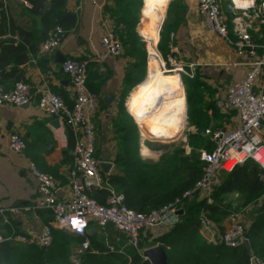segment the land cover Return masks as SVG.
I'll return each instance as SVG.
<instances>
[{
	"label": "crops",
	"instance_id": "0c3cea01",
	"mask_svg": "<svg viewBox=\"0 0 264 264\" xmlns=\"http://www.w3.org/2000/svg\"><path fill=\"white\" fill-rule=\"evenodd\" d=\"M141 1L140 7L131 10L132 16L134 14L137 16L136 13L140 17L143 13L145 16L141 18L140 23L137 22L136 33L140 36L141 28L146 26L153 37L156 35L159 40V33L163 27L168 46L167 56L170 53L174 62L178 61L180 65L173 68L185 67L195 73L197 89L194 93L199 104L211 117L207 128L230 129L237 126L236 113L217 110L213 98L218 90L224 89L230 82L242 77L243 68L228 67L239 59L224 40L205 29L203 19L197 10L198 0H164L159 10L152 13L153 15L146 6V0ZM220 1L231 30L232 14L227 8L229 0ZM2 2L4 18L13 29L3 38H11L16 46L23 42L18 34V28H21L24 34L33 31L38 32V35L41 34V17L30 13L31 5L27 1L2 0ZM99 2L100 7H96L89 2L78 4L76 0H64V5L57 10L56 18L70 14L75 16V21L65 29V36L55 53L42 54L39 49L41 43L34 52L27 48L26 62L20 64L16 76L7 79L3 85L4 88L9 89L16 81L26 82L31 86L32 95L28 105L21 107L0 105V206L18 210L17 214L9 215L11 226L4 224L0 219V235L4 237L9 236L12 231L15 234L39 236L44 226L52 220L49 211L32 208L37 182L29 171L30 162L35 163L42 172L53 174L62 181L60 196L68 192L66 175L73 163V149L78 134L61 119L49 116L37 107V101L46 90L61 95L69 107L72 105L71 86L61 69L65 59L75 58L88 63L89 89L99 99L93 119L96 126L95 151L101 164H110L108 172L104 173L101 170L102 173L110 179V176L116 172V161L120 160L125 144H129L136 152L132 155L138 156L144 163L148 161L156 163L160 159V152H154L155 156H144L142 151L145 139L141 134V116L132 104L135 92L146 82L149 75L148 57L145 70H142L136 59L126 54L123 45L124 52L121 57H108L101 62L96 61L102 51L101 36L107 29L115 31L117 29L114 12L118 10L114 0H99ZM45 4L49 6L45 8ZM45 4L42 13L51 7L49 0ZM162 63L164 66L163 60ZM173 68L168 69L164 66L162 74H168ZM182 72L181 70L176 72L175 77L182 86L181 105L184 103V109L183 106L181 108L183 121L185 119L183 123L187 124L189 123V119L186 121L188 94L191 89L186 90L187 86L181 82L178 74ZM213 110L217 111L218 117L212 116ZM12 133L21 135L26 142V150L21 154L12 152L8 147L9 136ZM100 153L101 158L98 157ZM177 166L179 167L180 164ZM183 175H185L184 171L179 177ZM192 198L201 200L199 195H194ZM236 198L237 195H232L229 200ZM263 201L264 195L242 209L245 210L244 217L242 216L245 220L242 219L247 231L252 217L262 206ZM208 224L207 228L200 226L199 235L209 243L219 242L221 234L229 227V216L222 222V230L212 222ZM170 229L156 228L143 233L140 237L143 249L140 252L143 254L144 250L159 245L156 242L157 238ZM10 244L14 250L18 244L28 245L17 242ZM123 245L124 243L114 246H117L118 252L123 253L125 247Z\"/></svg>",
	"mask_w": 264,
	"mask_h": 264
},
{
	"label": "built area",
	"instance_id": "2783aa9c",
	"mask_svg": "<svg viewBox=\"0 0 264 264\" xmlns=\"http://www.w3.org/2000/svg\"><path fill=\"white\" fill-rule=\"evenodd\" d=\"M78 4L86 2L100 7L99 0H76ZM110 1V0H103ZM228 10L232 14L231 30L223 12L220 0H198L197 10L205 29L224 40L235 52L239 61L229 65L243 68V76L235 79L214 94L217 110L228 113L234 111L238 123L233 128H206L213 149L201 150L199 160L203 163L202 174L195 185L184 191L166 205L148 212H136L124 203V195L115 191L109 184V178L100 168L96 158V126L94 116L98 109V96L87 84L88 63L75 58L65 59L62 72L68 78L73 94V103L69 107L64 98L52 91H44L37 107L45 114L61 119L78 138L73 149V163L67 171L68 192L60 196L62 181L53 174L42 172L35 163H29V171L37 182L33 209L47 210L52 220L44 226L39 236L15 234L0 235L3 242L50 247L53 243V231L60 230L75 237L84 238L73 245L68 259L78 262L89 249L90 230H103L111 227L115 232L111 249L114 245L129 246L139 250L140 237L143 233L156 228H172L179 222V209L184 210L185 203L194 195H199L207 204L212 203L214 189L220 186L225 176L238 165L247 161L255 162L264 169V0H229ZM65 36L60 26L51 28L40 44L42 54H54ZM101 53L96 58L101 62L108 57H121L123 44L114 29H107L100 38ZM32 100L31 86L23 81H16L9 89L0 86V105L21 107ZM9 149L21 154L26 150V142L17 133H12L8 140ZM105 190V203H99L94 192ZM16 208L0 206V219L10 225L9 215L17 214ZM241 213L229 215V227L221 234L220 241L227 248L244 246L247 229ZM95 224V225H94ZM200 226L207 228L208 221L200 217ZM121 253V252H119ZM264 264L255 257L250 263Z\"/></svg>",
	"mask_w": 264,
	"mask_h": 264
},
{
	"label": "trees",
	"instance_id": "16d2710c",
	"mask_svg": "<svg viewBox=\"0 0 264 264\" xmlns=\"http://www.w3.org/2000/svg\"><path fill=\"white\" fill-rule=\"evenodd\" d=\"M25 1L31 5L30 13L41 17V34L38 35L36 31L24 34L23 30L18 28V34L23 42L15 46L11 38H3L13 29L4 18L3 2L0 0V85L2 86L7 79L16 76L18 66L26 62L27 48L34 52L51 28L60 26L65 30L75 21V16L70 14L56 18L57 10L64 5V0H49L51 7L45 13H42V9L47 0ZM114 3L118 7L114 12L117 24L115 33L123 42L126 54L134 57L144 70L146 54L135 31L138 17L131 14V10L140 7L142 1L114 0ZM139 28L140 24L138 32ZM158 50L163 55L167 53L168 46L163 37ZM160 53L158 52L159 55ZM212 116L218 117L217 111L213 110ZM188 119L189 123L200 132L210 125L211 120L206 110L199 104L196 93L191 90L188 94ZM198 139L203 141L201 147L204 150L210 152L213 149L209 136H201ZM132 153H136L135 150L129 144H125L120 160L116 161V172L110 176L109 184L115 191L124 195L125 205L136 212H148L166 205L192 188L202 174L203 163L199 158L189 156L177 158L173 155V160H176L173 166L177 171H184L185 175L175 180L167 179L161 185H151L156 175L165 173L164 168L157 170L156 165L146 164ZM232 195H237V198L229 200ZM263 195L264 169L253 161H247L235 167L225 176L223 183L214 189L211 204H207L204 200L197 201L195 198L188 200L184 206V215L180 216L179 222L156 240L165 250L168 264H250L252 257L264 261V201L252 217L247 231L249 249L245 246L227 248L221 241L209 243L199 235L201 214L208 222H212L222 230V222L225 218L254 203ZM106 196L105 190H98L93 194L101 204L105 203ZM97 231L87 236L89 249L77 264H150L135 248L126 246L123 253H119L117 246H114L115 251H113L111 246L115 232L111 227ZM83 239L64 231L54 230L53 243L50 247L42 250L37 245H26L25 253L17 259H13L12 254L17 248L14 250L10 242H3L0 244V264H75L68 261V253L73 245L79 244ZM141 249L143 246L140 244L139 250Z\"/></svg>",
	"mask_w": 264,
	"mask_h": 264
},
{
	"label": "bare ground",
	"instance_id": "6f19581e",
	"mask_svg": "<svg viewBox=\"0 0 264 264\" xmlns=\"http://www.w3.org/2000/svg\"><path fill=\"white\" fill-rule=\"evenodd\" d=\"M163 2L164 0H146V6L150 8L151 15L162 6ZM140 31V36L147 45L149 75L146 82L135 92L132 104L141 116V134L144 139L171 142L178 138L184 126L181 89L175 77L176 72L183 70L176 67L163 75L164 66L155 49L153 34L146 26H143ZM142 152L144 156H155V153L145 146Z\"/></svg>",
	"mask_w": 264,
	"mask_h": 264
},
{
	"label": "rangeland",
	"instance_id": "374dc122",
	"mask_svg": "<svg viewBox=\"0 0 264 264\" xmlns=\"http://www.w3.org/2000/svg\"><path fill=\"white\" fill-rule=\"evenodd\" d=\"M136 11V10H135ZM138 12V11H136ZM137 16L139 17L138 22L140 23L141 18L145 17L144 13L143 15H141V17L138 15V13H136ZM137 27V26H136ZM135 27V29H136ZM160 38L159 40H157V36L155 35V48L160 44L161 38L163 37V39H166V35L163 31V27L160 30ZM137 36L139 37V42L143 45V48L145 50V54H146V60H147V52H146V43L144 41V39L139 36V34L137 33ZM158 41V43H157ZM164 43V41L162 42V44ZM159 51V50H158ZM160 52V51H159ZM168 52V50H167ZM161 54V53H160ZM163 57V61L164 66L168 69L173 68L174 66H178L179 62H174V58L171 57V54L169 53V55H163L161 54ZM145 60V62H146ZM172 60V61H171ZM176 63V64H175ZM146 66V63H145ZM180 67V65H179ZM181 69H183L182 73H179L178 76L181 80V82L187 86L186 90L191 89V92H195V90L197 89L196 84H197V80H196V76L195 73H193V71H191L190 69H187L185 67H182ZM145 70V68H144ZM234 81V80H233ZM180 85V89H182L181 84ZM184 105V103H183ZM184 109V106H183ZM185 121V119H184ZM183 121V122H184ZM186 121H188V116L186 114ZM183 128L180 131V134L178 135V138L176 140H172L171 142H160V140L158 139H145L144 140V145L146 148H148L149 150L153 151V152H160L161 156L158 162L153 163L152 161H148L146 162V164L149 165H156L155 168L157 170H161L162 168H164L163 170H165V173H162L161 175H156L155 178L151 181V185L154 184H163L166 182V180H172V179H178L180 175L183 174V171H177L176 168L173 166V163H175L176 160H173L175 155L177 158L182 157V156H189V157H196L199 158V153L201 150H203V148L201 147L203 141L201 142V140H199V137H205L206 135L204 134V131L200 132L197 130V128L191 124V123H184L183 124ZM197 136H199L198 138H196ZM97 146V143H96ZM96 158L97 155L95 154ZM171 156L168 160L167 158ZM99 158H101V153L100 156L98 155ZM164 172V171H163ZM244 212L245 210H240L239 213H241V215L244 217ZM245 220V218H243ZM95 225V224H94ZM17 251L16 252H12L13 254V259H17L21 254L25 253V250L27 249L26 245H20L18 244L17 247ZM69 262L71 263H75L77 264L78 262H73L71 260L68 259Z\"/></svg>",
	"mask_w": 264,
	"mask_h": 264
},
{
	"label": "water",
	"instance_id": "95a60500",
	"mask_svg": "<svg viewBox=\"0 0 264 264\" xmlns=\"http://www.w3.org/2000/svg\"><path fill=\"white\" fill-rule=\"evenodd\" d=\"M49 5L45 4V8H47ZM100 168L104 173H107L108 170L110 169V164H100ZM177 214L179 216H183L184 215V210L183 209H179L177 211ZM94 232V229L90 230V233L92 234ZM244 246L249 249V242L248 240L245 242ZM42 250H44V248H42ZM143 257L144 259L148 260L150 262V264H168L167 262V255L165 250L163 249L162 246H155V247H151L149 249H146L143 251Z\"/></svg>",
	"mask_w": 264,
	"mask_h": 264
}]
</instances>
